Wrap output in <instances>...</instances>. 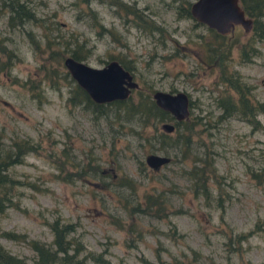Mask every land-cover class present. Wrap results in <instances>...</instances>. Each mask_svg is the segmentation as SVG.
Wrapping results in <instances>:
<instances>
[{
    "label": "rangeland",
    "instance_id": "374dc122",
    "mask_svg": "<svg viewBox=\"0 0 264 264\" xmlns=\"http://www.w3.org/2000/svg\"><path fill=\"white\" fill-rule=\"evenodd\" d=\"M27 1L39 17L35 22L11 27L0 11L1 43L15 55L10 57V65H0V132L5 138L30 135L38 147L13 167L16 175L33 185H20L19 207H6L0 214V229L24 231L27 236L48 241L51 232L44 220L59 214L75 223L86 247H106L108 263L89 260L87 264L117 260L143 264L141 257L154 261L157 242L164 246L162 256L166 260L169 254L189 258L188 247H192L199 254L200 264H264V175L256 174L264 166V113L256 112L258 124L237 116L217 118L214 95L223 84L217 81V68L209 67L200 56L202 47L196 32L205 33L204 24L193 23L191 16H176L168 0H133L163 23L164 30L157 37V33H145L130 23L106 2L91 0L89 4L103 25L115 30L114 37L93 26L76 0ZM26 29L39 37L41 50L32 45ZM227 34L242 41L250 34V27L245 30L235 23ZM44 36L50 46L70 44L72 36L84 39L83 46H89L90 52L83 60L95 66L113 53L122 54L118 57L132 63L131 72L138 83L130 89L132 94L138 87L148 86L184 90L190 101L188 121H195L185 156L181 157L174 146L158 147L150 124L143 126L138 136L112 113L96 116L89 107L70 103L66 97L72 86L66 79L59 77L57 88L49 86L40 68L48 49ZM255 44L257 51L250 60L240 61L236 46L229 58L231 66L250 84L253 100L264 99V37ZM3 60L0 52V63ZM37 78H41L45 93L41 102L29 95L23 82ZM157 128H161L159 122ZM62 147L69 152L72 164L62 162ZM203 148L212 154L217 174L223 178L221 208L194 197L183 171L194 153ZM148 151L167 153L171 159L153 168L143 159ZM88 158L91 161L86 164ZM119 173L130 176L134 186L119 184ZM155 191L167 196L177 209L166 218L136 213L135 228L140 227L143 233L135 238L136 230L126 227L129 216L122 207V197L134 201L144 192ZM167 220L175 224L181 238L165 233L170 223ZM229 230L247 234L238 242L234 236L227 238ZM0 245L27 260L32 256V249L22 239L0 234Z\"/></svg>",
    "mask_w": 264,
    "mask_h": 264
},
{
    "label": "trees",
    "instance_id": "16d2710c",
    "mask_svg": "<svg viewBox=\"0 0 264 264\" xmlns=\"http://www.w3.org/2000/svg\"><path fill=\"white\" fill-rule=\"evenodd\" d=\"M80 8L90 16V23L97 27L100 31L106 30L110 35H116L114 29L110 26L106 27L96 15V11L90 6L91 0H76ZM104 1L114 7L115 11L130 20L133 25L139 27L145 33H157V37L161 36L164 30V25L160 20H156L149 12L145 10V6L138 5L133 0H97ZM190 0H168V5L175 10L176 16H191L189 13ZM244 12L251 17L250 34L245 40L239 41L236 35H229L227 32L222 33L215 28L206 25L202 21L196 20L194 17L193 23H201L206 27V32H196L197 40L202 47L201 55L203 61L209 67L217 68V81L223 86L214 95V103L218 107L217 118L223 119L229 116H237L252 121L258 124L255 116L257 111L264 113V99L252 98L251 86L241 77L239 71L231 66L229 58L231 49L236 46V55L240 61H248L251 56L257 51L255 41L264 37V0H238ZM0 11L5 14L6 24L8 26H23L26 22H35L39 19L34 8L27 0H0ZM26 34L29 37L32 45L39 50L42 49L39 37L36 38L30 29H26ZM115 37V36H114ZM0 37V52L4 54L3 63L10 65V57L15 56L10 47L1 43ZM44 41H47L48 49L45 62H42V78L46 79L49 86L52 88L58 87L59 77L66 79L71 83V93L66 97L70 103H81L89 107L96 116H109L112 113L113 118L119 120L120 123L126 121L129 124L130 132L141 136V128L147 124L153 126V139L158 142V147L174 146L181 152V157L185 156V152L189 151L192 141V132L194 120L188 121V117L176 119L168 109L159 106L151 97V91L154 88L138 87L134 94L130 93L124 98H113L104 102L93 101L78 85L75 80L69 75L68 71L62 63L64 54H70L76 58L83 59L89 52V46L85 45L84 39H78L72 36V43L63 42L50 46L48 39L44 36ZM58 40H52L57 42ZM237 44V45H235ZM116 58L122 66L130 71L132 63L129 60H124L120 53L109 55ZM110 57V58H111ZM107 60V59H106ZM105 60V61H106ZM25 86L28 89L29 95L41 102L44 98V88L40 84L41 78L34 81L32 79H24ZM110 112V113H108ZM189 113V110H188ZM173 122V129L166 131L162 128H157V122L161 120H169ZM193 119V118H192ZM138 125L137 128L134 126ZM38 147V142L30 135H12L5 138L0 132V214L3 213L7 206L19 207V196L22 190L19 188L21 184L33 185V182L28 179H23L16 175L13 167L15 164L22 162L24 155L29 151H35ZM63 152V161L72 162L69 157V152L66 147L61 148ZM165 151V150H164ZM174 154V153H173ZM175 155V154H174ZM171 159V157L169 158ZM90 158L86 164H89ZM141 162V160H138ZM75 171H78L75 170ZM185 176L189 180V189L194 197H201L204 203L209 206L222 207L224 190L221 182L223 178L218 176L216 167L213 163V156L207 148H203L199 153L195 152L190 164L184 168ZM66 173V172H65ZM98 173L105 174L101 170ZM256 174L264 175V166L261 165L259 172ZM67 175V173H66ZM108 176H112L107 173ZM254 175V173H253ZM119 184H124L130 188L134 186L133 179L123 173H119L116 179ZM135 197V196H134ZM130 201L126 196L122 197V207L129 216L126 227L129 231L135 229V238H140L143 233L140 227L135 228L136 213H147L152 216L167 217L168 213L175 211L177 206H172L170 201L160 191L144 192L140 197H135ZM118 222L119 218H115ZM168 219V218H167ZM45 223L48 225L51 232V237L48 241L27 236L24 231H18L11 228H1L0 234L12 239H22L32 249V256L29 260L23 255H18L8 251L0 245V263L5 264H87L89 260L98 263H108L109 260L104 252L106 247L100 250H95L85 246L80 236L75 231V223L71 220L64 219L59 214H54L51 218H45ZM123 221V220H121ZM170 222L169 220H167ZM123 225V222H119ZM165 233L171 238L178 239L182 237V233L177 230L173 222L169 223ZM247 232L242 230L234 233L229 230L227 238L233 236L240 242L246 237ZM162 246L159 242L153 247L155 260L151 261L148 258L141 257L143 264H200L201 260L197 250L188 247L190 253L189 258H182L175 254H169V259H164L162 256ZM186 255L184 251L181 252ZM112 264H126L120 260ZM246 264H252L246 262ZM256 264H261L257 262Z\"/></svg>",
    "mask_w": 264,
    "mask_h": 264
},
{
    "label": "water",
    "instance_id": "95a60500",
    "mask_svg": "<svg viewBox=\"0 0 264 264\" xmlns=\"http://www.w3.org/2000/svg\"><path fill=\"white\" fill-rule=\"evenodd\" d=\"M189 13L222 33L230 32L235 23L245 30L251 25V17L244 12L238 0H190ZM62 63L75 82L96 102L124 98L132 87L138 85L132 72L113 57L95 66L67 53L63 55ZM151 97L176 119L188 114L187 93L182 89L171 91L154 88ZM159 125L166 131L173 129L171 120H161ZM169 158V154L156 151H148L143 157L144 162L153 168Z\"/></svg>",
    "mask_w": 264,
    "mask_h": 264
},
{
    "label": "flooded vegetation",
    "instance_id": "af4514ba",
    "mask_svg": "<svg viewBox=\"0 0 264 264\" xmlns=\"http://www.w3.org/2000/svg\"><path fill=\"white\" fill-rule=\"evenodd\" d=\"M109 59V58H108ZM189 97H188V95H187V106H188V104H189Z\"/></svg>",
    "mask_w": 264,
    "mask_h": 264
}]
</instances>
